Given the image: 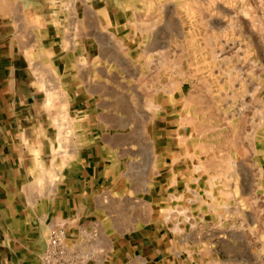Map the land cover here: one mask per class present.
Wrapping results in <instances>:
<instances>
[{
    "label": "crops",
    "instance_id": "0c3cea01",
    "mask_svg": "<svg viewBox=\"0 0 264 264\" xmlns=\"http://www.w3.org/2000/svg\"><path fill=\"white\" fill-rule=\"evenodd\" d=\"M185 3L0 0V264H39L58 224L85 264H197L183 225L204 96L158 72L186 7L221 4Z\"/></svg>",
    "mask_w": 264,
    "mask_h": 264
},
{
    "label": "rangeland",
    "instance_id": "374dc122",
    "mask_svg": "<svg viewBox=\"0 0 264 264\" xmlns=\"http://www.w3.org/2000/svg\"><path fill=\"white\" fill-rule=\"evenodd\" d=\"M186 1L174 0L177 15ZM217 1L186 7L175 31L188 38L174 40L173 71L158 72L204 96L189 114L199 149L183 226L197 264H264V0Z\"/></svg>",
    "mask_w": 264,
    "mask_h": 264
},
{
    "label": "built area",
    "instance_id": "2783aa9c",
    "mask_svg": "<svg viewBox=\"0 0 264 264\" xmlns=\"http://www.w3.org/2000/svg\"><path fill=\"white\" fill-rule=\"evenodd\" d=\"M67 237L64 224L53 226L49 231L48 243L39 264H85L91 258V254L88 252L81 254L76 248H69ZM79 238L86 244H94L97 233L94 230L81 231Z\"/></svg>",
    "mask_w": 264,
    "mask_h": 264
}]
</instances>
